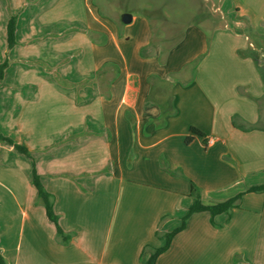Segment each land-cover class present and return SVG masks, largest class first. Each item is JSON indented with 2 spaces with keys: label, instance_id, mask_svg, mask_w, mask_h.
Wrapping results in <instances>:
<instances>
[{
  "label": "crops",
  "instance_id": "crops-1",
  "mask_svg": "<svg viewBox=\"0 0 264 264\" xmlns=\"http://www.w3.org/2000/svg\"><path fill=\"white\" fill-rule=\"evenodd\" d=\"M104 3L0 0V65L8 63L0 132L31 155L0 141L7 264H143V248L163 247L181 225L190 182L205 204L264 185V81L252 61L264 49L241 32L264 25V0L212 1L227 33L217 30L211 44L204 21H176L146 2L124 24ZM153 12L186 27L165 55L157 47L145 58ZM192 127L204 136L187 143ZM34 170L66 242L46 216ZM214 222L208 212L192 215L156 264H264L263 193L244 194Z\"/></svg>",
  "mask_w": 264,
  "mask_h": 264
},
{
  "label": "trees",
  "instance_id": "trees-1",
  "mask_svg": "<svg viewBox=\"0 0 264 264\" xmlns=\"http://www.w3.org/2000/svg\"><path fill=\"white\" fill-rule=\"evenodd\" d=\"M15 32H16V18L12 17V18H10L8 25H7V45H8L9 49L13 48L16 45ZM177 43H178V41L175 42L174 44H172L169 48L165 49V48L157 45L153 39L149 46L141 49L140 55L142 57H145V58L149 57L150 55H152V52L157 47H160L161 51H162L161 54L165 55ZM256 54H257L256 51H254V53L252 54V58H254V61H256V63H257L259 58ZM161 61L164 62L165 57L162 58ZM7 65H8L7 61H5L4 63H2L0 65V81L3 78L4 70L7 67ZM193 66L195 67V65H193ZM194 67H193V69H194ZM260 75L262 76V79L264 80V72H261ZM233 124H234V126H237L235 120L233 121ZM253 128H255V127H251V129H253ZM190 132H191V136L186 139L187 143L191 142L192 139L194 138V136H200V137L204 136V133L195 127H192L190 129ZM0 141L7 142V143L11 144L12 146H14V148L19 153L31 158L30 153L28 152V150L25 147L16 144L10 138L5 137L1 132H0ZM32 183L37 190L38 197L42 200V203H43L45 211H46L47 218L52 223H54V225L56 226L59 234L61 235L62 241L66 242L67 236L62 232L61 228L58 225V217L54 211L53 197L43 187V185L40 181V177L37 175L35 170L33 172ZM190 185H191L190 196L192 197L193 202H192L191 206L187 209L185 215L182 217L181 225L178 228H176L175 230H173L172 232L166 233L164 235L165 245L163 247L155 248V247H152L151 245H146L143 248V250L141 252V260H142L143 264H156L158 258L170 248L173 238L178 233H180L181 231H183L186 228L187 221L189 220V218L192 215L197 214V213H201V212H208L211 215L212 223L217 226V224L214 222V218L218 215H221V214H227L228 216H230L231 211L234 208H238L240 206V202H241L242 196L244 194H246V193H263L264 194V185L254 186V187L247 189L246 191H244L242 193L237 194L236 196H234V197H232L226 201L218 202V203L205 204L202 201L200 189L193 182H190ZM157 236H158V234H157ZM0 264H7L3 255L1 254V252H0Z\"/></svg>",
  "mask_w": 264,
  "mask_h": 264
},
{
  "label": "rangeland",
  "instance_id": "rangeland-1",
  "mask_svg": "<svg viewBox=\"0 0 264 264\" xmlns=\"http://www.w3.org/2000/svg\"><path fill=\"white\" fill-rule=\"evenodd\" d=\"M212 1L214 0H180L179 2L174 0H109L110 5L104 3V6L106 7V10L108 12L119 17V15L122 14H130V12L135 11L134 8H141L145 6L146 2H152L153 6L156 7V9L160 12H165L164 9L167 8L166 10L168 11H166V13H173V17H171L176 21H178V18L183 22L204 21V30L205 32H208L207 41L208 44H211L213 35L217 30L227 33L224 27L225 24L222 20V15L220 12L215 11V7L213 6ZM165 5H168V7H165ZM185 5L187 7L186 11L183 9ZM152 16L155 24L154 42L157 45L167 49L175 43V40L181 38L186 25H172L170 24V22H167L160 16H158V12H153ZM236 16L238 17V15ZM121 25L123 26L124 24ZM230 30L232 31L231 28ZM257 31L258 33H256ZM241 32L244 36H247L251 40V42H256L258 38L262 39V41L259 42V45L262 47V49H264L263 24L255 27L248 24L247 26L243 27ZM256 53L259 60L256 63V61H254V58H252V61L260 75L261 72H264V51L258 49ZM245 54L249 53L247 52ZM260 77L262 79L261 75ZM262 81L264 80L262 79Z\"/></svg>",
  "mask_w": 264,
  "mask_h": 264
},
{
  "label": "water",
  "instance_id": "water-1",
  "mask_svg": "<svg viewBox=\"0 0 264 264\" xmlns=\"http://www.w3.org/2000/svg\"><path fill=\"white\" fill-rule=\"evenodd\" d=\"M131 21H132V15L131 14L126 13L122 16V23L129 24V23H131Z\"/></svg>",
  "mask_w": 264,
  "mask_h": 264
},
{
  "label": "built area",
  "instance_id": "built-area-1",
  "mask_svg": "<svg viewBox=\"0 0 264 264\" xmlns=\"http://www.w3.org/2000/svg\"><path fill=\"white\" fill-rule=\"evenodd\" d=\"M215 143V139H209L208 140V145H213Z\"/></svg>",
  "mask_w": 264,
  "mask_h": 264
}]
</instances>
